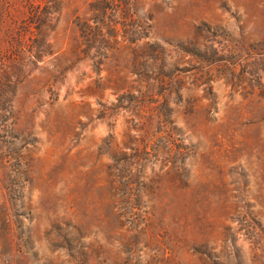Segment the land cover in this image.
<instances>
[{
    "label": "rangeland",
    "instance_id": "374dc122",
    "mask_svg": "<svg viewBox=\"0 0 264 264\" xmlns=\"http://www.w3.org/2000/svg\"><path fill=\"white\" fill-rule=\"evenodd\" d=\"M93 1L0 0V264H264V0Z\"/></svg>",
    "mask_w": 264,
    "mask_h": 264
},
{
    "label": "trees",
    "instance_id": "16d2710c",
    "mask_svg": "<svg viewBox=\"0 0 264 264\" xmlns=\"http://www.w3.org/2000/svg\"><path fill=\"white\" fill-rule=\"evenodd\" d=\"M117 2H118V0H117ZM115 3H116V0H94L92 3H90V6L93 8L94 13H99V14L103 15L106 12L105 11L106 8L114 9V7H112V5L117 6V4H115ZM168 130H166V131H168ZM167 134H171V133H167Z\"/></svg>",
    "mask_w": 264,
    "mask_h": 264
}]
</instances>
